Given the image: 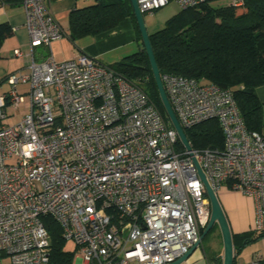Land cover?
<instances>
[{
  "label": "built area",
  "instance_id": "obj_1",
  "mask_svg": "<svg viewBox=\"0 0 264 264\" xmlns=\"http://www.w3.org/2000/svg\"><path fill=\"white\" fill-rule=\"evenodd\" d=\"M136 1L152 14L172 1L185 9L203 0ZM19 5L28 52L13 54L28 62L6 75L0 92V264L5 255L8 264H50L43 216L74 242L81 264L175 261L210 216L195 161L215 193L234 190L253 200L251 229L264 231V134L246 128L230 89L161 75L183 129L216 119L222 130V148L186 150L136 81L77 50L54 59L51 44L64 31L48 0ZM39 45L47 54L36 60ZM20 104L26 110L18 124L4 123Z\"/></svg>",
  "mask_w": 264,
  "mask_h": 264
},
{
  "label": "trees",
  "instance_id": "obj_2",
  "mask_svg": "<svg viewBox=\"0 0 264 264\" xmlns=\"http://www.w3.org/2000/svg\"><path fill=\"white\" fill-rule=\"evenodd\" d=\"M230 1L203 0L197 7L179 8L161 28L149 33L150 43L161 75H180L230 89L246 128L264 134L262 104L255 94V88L264 84V0H242L237 6L229 4ZM125 18L133 23L140 49L124 56L111 68L143 86L169 122L129 0H94L90 5L73 8L68 14L69 37L74 41L97 35L115 28ZM12 33L8 22H0V49ZM34 53L36 60H41L47 50L39 45ZM184 132L194 149L223 147L224 137L216 119L203 121ZM42 221L50 236V264H72L74 252L63 250L65 239L58 223L50 216H43ZM261 236L264 231L252 229L232 233L233 248L236 250ZM203 249L205 253L210 251L214 264H222L220 253L212 252L209 245ZM259 264H264V260L259 259Z\"/></svg>",
  "mask_w": 264,
  "mask_h": 264
},
{
  "label": "crops",
  "instance_id": "obj_3",
  "mask_svg": "<svg viewBox=\"0 0 264 264\" xmlns=\"http://www.w3.org/2000/svg\"><path fill=\"white\" fill-rule=\"evenodd\" d=\"M93 1L94 0H48V6L52 10L57 22L64 31V35L62 36V38L54 41L51 44V46L55 44V48L59 47L60 50L67 49V55H64V57L61 59L63 60L73 57L75 51L77 50L93 57L99 63L105 64L101 59L106 53L110 51H114L119 48H125L127 46V49L132 50L134 49V44L139 50L140 42L138 41L136 31L133 27V23L130 18H125L115 28L105 32H101L97 35L84 36L74 41L70 39L68 29V14L70 10L75 7L79 8L90 5L94 3ZM12 2H7L4 7L0 6V22H8L13 29L12 35L5 39L0 49V61L2 60V58L8 56H11L12 60H10L12 63L7 60L5 61V69L7 70L2 79H0V85L9 72L14 70L25 71L27 69L26 64L28 62V58L20 57L13 54V50L17 48L21 49L24 53L28 52V37L26 29L23 25V10L20 7L19 2ZM176 12L170 14L167 17L169 18ZM115 63L106 65L111 67ZM20 86L22 87V89L25 88V85ZM255 94L260 103L262 104V121H264V84L259 85L255 88ZM221 190L222 191H220L221 193L219 192V195L223 198L222 200H220V204L227 218L231 232L233 234H239L250 230L255 216L254 202H251L246 207L241 204L239 205L238 202L234 200L224 198V196L229 190ZM216 194H218V192ZM211 251L215 254L220 253L219 249H214L213 247H211ZM211 256V254L208 255L207 253H205L202 247L200 251H198L196 254L193 255L192 253L182 264H214V257ZM219 257L222 260L221 254L219 255ZM256 259L264 260V236H261L256 240H253L234 250L233 264H249L250 262Z\"/></svg>",
  "mask_w": 264,
  "mask_h": 264
},
{
  "label": "water",
  "instance_id": "obj_4",
  "mask_svg": "<svg viewBox=\"0 0 264 264\" xmlns=\"http://www.w3.org/2000/svg\"><path fill=\"white\" fill-rule=\"evenodd\" d=\"M130 1V5L133 11V15L135 18V22L140 34V38H141V43L143 46V49L147 55L148 58V62L150 65V70L158 91V95L161 101V104L164 108V111L166 113V117L170 123V125L172 126V128L175 130L177 137L179 139V141L181 142V144L184 146V148L186 150H191V146L187 140V137L185 135L184 129L181 127L180 123L178 122V119L171 107V104L168 100V97L166 95L164 86H163V82L161 79V74L159 72V68L157 66L155 57H154V53H153V49L150 43V39H149V33L147 31L146 25H145V21H144V17H143V13L140 11L139 6L137 4L136 0H129ZM195 165L197 168V173L199 178L201 179L204 188H205V193L206 196L209 200V204H210V216H209V220L205 226V228L203 229L202 233L200 234V237L198 239V241L191 247L188 249V251L182 255L181 257H179L178 259H176L175 261L171 262V263H167V264H182L192 253L193 251L200 245L203 237L206 235V233L211 229V227L216 223L219 227L220 230V234H221V239H222V250H223V254H222V264H233V257H234V248H233V241H232V232L231 229L229 227L227 218L225 216V213L222 209V206L220 204V201L217 197V194L213 191V189L211 188L209 182L207 181L201 167L199 166V164L195 161Z\"/></svg>",
  "mask_w": 264,
  "mask_h": 264
},
{
  "label": "rangeland",
  "instance_id": "obj_5",
  "mask_svg": "<svg viewBox=\"0 0 264 264\" xmlns=\"http://www.w3.org/2000/svg\"><path fill=\"white\" fill-rule=\"evenodd\" d=\"M177 10H178V5L174 1H172L169 4L165 5L164 7L155 11V13L152 15L144 14L143 17H144V21H145V25H146L148 33H151L153 31L161 28L163 26L164 22L166 21V19L168 18L167 16L176 12ZM127 47L119 48V49L114 50V51H110V52L106 53L102 57L101 60L105 63V65L106 64H113V63L119 61L124 55L133 53V52L138 50L135 44H134V49H132V50L127 49ZM51 48H52L51 53L52 52L54 53V57H55V59H57L56 61H60V59L63 58L64 55H67V49L60 50L59 47L55 48V44H53L51 46ZM53 53H52V55H53ZM6 60L9 61L10 63H12L11 62L12 61L11 56L2 58V60L0 61V79H2V77L4 76V74L6 73V70H7V69H5V67H6L5 61ZM7 88H8V84L5 82V80H3L1 85H0V91H5ZM19 88H20V90H22L21 86H19ZM25 110H26V108H25L24 104H20V106L16 109L9 108L8 109V117L5 119L4 123L9 124V125L18 124V122L22 118V115L24 114ZM220 191H222V190H220ZM220 191H218V194H217L219 201L222 200V198H223L222 196L219 195L221 193ZM224 198L234 200V201L238 202L239 205L241 204L245 207L248 204H250L251 202H253V200L250 199L249 197H247L246 195H244L238 191H234V190H229L226 193V195L224 196ZM206 245H209L210 247H213L214 249H219L220 254L221 255L223 254V252H222V239H221L219 227L215 226L212 229V231L209 233V236L207 237L206 241H203V239H202L200 245L193 251V255L196 254L198 251H200V249ZM63 250L69 251L71 253L74 252L73 264H81V255L78 254L77 249H76V245L74 244L73 241L65 240L63 243ZM207 254L210 255V251H207ZM8 263H9L8 256H6V255L3 256L2 257V264H8Z\"/></svg>",
  "mask_w": 264,
  "mask_h": 264
}]
</instances>
